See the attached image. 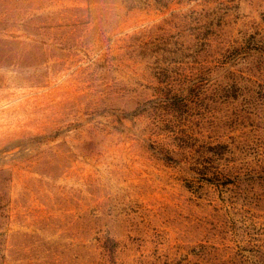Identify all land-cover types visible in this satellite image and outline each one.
Segmentation results:
<instances>
[{
	"label": "rangeland",
	"instance_id": "obj_1",
	"mask_svg": "<svg viewBox=\"0 0 264 264\" xmlns=\"http://www.w3.org/2000/svg\"><path fill=\"white\" fill-rule=\"evenodd\" d=\"M0 264H264V0H0Z\"/></svg>",
	"mask_w": 264,
	"mask_h": 264
}]
</instances>
